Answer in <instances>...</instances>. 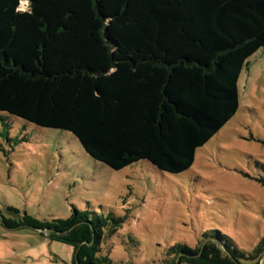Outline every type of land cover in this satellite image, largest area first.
Segmentation results:
<instances>
[{
  "label": "trees",
  "instance_id": "16d2710c",
  "mask_svg": "<svg viewBox=\"0 0 264 264\" xmlns=\"http://www.w3.org/2000/svg\"><path fill=\"white\" fill-rule=\"evenodd\" d=\"M19 6L0 0V112L71 132L115 170L139 161L171 174L191 168L198 149L237 113L243 68L264 47V0ZM123 221L76 205L67 218L3 217L10 229L30 227L71 245V264H115L104 242ZM218 233L204 232L194 248L171 246L165 264H244Z\"/></svg>",
  "mask_w": 264,
  "mask_h": 264
},
{
  "label": "rangeland",
  "instance_id": "374dc122",
  "mask_svg": "<svg viewBox=\"0 0 264 264\" xmlns=\"http://www.w3.org/2000/svg\"><path fill=\"white\" fill-rule=\"evenodd\" d=\"M238 87L235 116L180 174L146 161L112 169L71 132L0 112V264H71V245L30 227L10 229L3 217L67 218L72 205L124 219L104 242L115 264H165L171 246L194 248L216 230L244 264H264V252L254 255L264 248V47Z\"/></svg>",
  "mask_w": 264,
  "mask_h": 264
},
{
  "label": "clouds",
  "instance_id": "9594fccd",
  "mask_svg": "<svg viewBox=\"0 0 264 264\" xmlns=\"http://www.w3.org/2000/svg\"><path fill=\"white\" fill-rule=\"evenodd\" d=\"M17 11H30L29 0H20V6L17 8Z\"/></svg>",
  "mask_w": 264,
  "mask_h": 264
},
{
  "label": "water",
  "instance_id": "95a60500",
  "mask_svg": "<svg viewBox=\"0 0 264 264\" xmlns=\"http://www.w3.org/2000/svg\"><path fill=\"white\" fill-rule=\"evenodd\" d=\"M46 233H49V230L48 229L46 230Z\"/></svg>",
  "mask_w": 264,
  "mask_h": 264
}]
</instances>
